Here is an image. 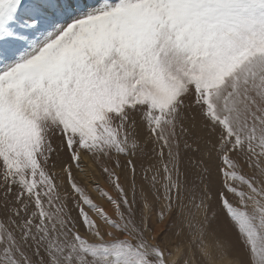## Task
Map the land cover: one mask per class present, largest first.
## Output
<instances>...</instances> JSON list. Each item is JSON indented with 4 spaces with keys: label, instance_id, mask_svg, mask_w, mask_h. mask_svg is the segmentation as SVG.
Returning a JSON list of instances; mask_svg holds the SVG:
<instances>
[{
    "label": "snow or ice",
    "instance_id": "6c2138e0",
    "mask_svg": "<svg viewBox=\"0 0 264 264\" xmlns=\"http://www.w3.org/2000/svg\"><path fill=\"white\" fill-rule=\"evenodd\" d=\"M0 264H264V0H0Z\"/></svg>",
    "mask_w": 264,
    "mask_h": 264
},
{
    "label": "rangeland",
    "instance_id": "374dc122",
    "mask_svg": "<svg viewBox=\"0 0 264 264\" xmlns=\"http://www.w3.org/2000/svg\"><path fill=\"white\" fill-rule=\"evenodd\" d=\"M81 178L82 177H78V179H81ZM100 183H101V186H103V181L102 180L100 181ZM89 188H91V185H89ZM91 195L93 196L94 199H97L99 201L97 193L91 192Z\"/></svg>",
    "mask_w": 264,
    "mask_h": 264
}]
</instances>
